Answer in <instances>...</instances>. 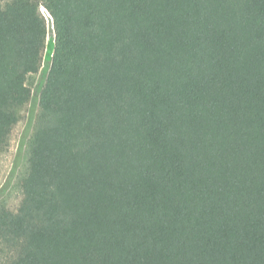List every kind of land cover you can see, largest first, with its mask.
<instances>
[{
  "label": "trees",
  "instance_id": "obj_1",
  "mask_svg": "<svg viewBox=\"0 0 264 264\" xmlns=\"http://www.w3.org/2000/svg\"><path fill=\"white\" fill-rule=\"evenodd\" d=\"M45 15L10 264H264V0H0V151Z\"/></svg>",
  "mask_w": 264,
  "mask_h": 264
},
{
  "label": "rangeland",
  "instance_id": "obj_2",
  "mask_svg": "<svg viewBox=\"0 0 264 264\" xmlns=\"http://www.w3.org/2000/svg\"><path fill=\"white\" fill-rule=\"evenodd\" d=\"M10 0H4L8 2ZM48 20V40L43 65L38 74L29 78L28 86L32 90L26 119L14 130L9 146L0 151V204L16 208L21 195V183L27 167L29 145L34 132L39 111L40 95L47 80L54 53L55 35L50 17ZM11 250L5 246L0 249V264H10Z\"/></svg>",
  "mask_w": 264,
  "mask_h": 264
},
{
  "label": "bare ground",
  "instance_id": "obj_3",
  "mask_svg": "<svg viewBox=\"0 0 264 264\" xmlns=\"http://www.w3.org/2000/svg\"><path fill=\"white\" fill-rule=\"evenodd\" d=\"M47 16V15H46Z\"/></svg>",
  "mask_w": 264,
  "mask_h": 264
},
{
  "label": "water",
  "instance_id": "obj_4",
  "mask_svg": "<svg viewBox=\"0 0 264 264\" xmlns=\"http://www.w3.org/2000/svg\"><path fill=\"white\" fill-rule=\"evenodd\" d=\"M46 16V15H45Z\"/></svg>",
  "mask_w": 264,
  "mask_h": 264
}]
</instances>
